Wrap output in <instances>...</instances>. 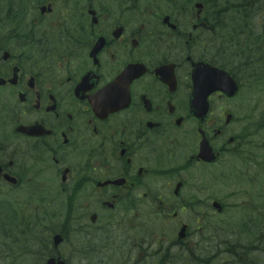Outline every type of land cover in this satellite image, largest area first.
I'll use <instances>...</instances> for the list:
<instances>
[{
	"label": "flooded vegetation",
	"instance_id": "flooded-vegetation-1",
	"mask_svg": "<svg viewBox=\"0 0 264 264\" xmlns=\"http://www.w3.org/2000/svg\"><path fill=\"white\" fill-rule=\"evenodd\" d=\"M263 10L0 0V264H264Z\"/></svg>",
	"mask_w": 264,
	"mask_h": 264
},
{
	"label": "trees",
	"instance_id": "trees-1",
	"mask_svg": "<svg viewBox=\"0 0 264 264\" xmlns=\"http://www.w3.org/2000/svg\"><path fill=\"white\" fill-rule=\"evenodd\" d=\"M255 236H256V234H255ZM230 237H232V242H241L242 240H244L242 235H241V233L240 232H236V231L232 232L230 234Z\"/></svg>",
	"mask_w": 264,
	"mask_h": 264
},
{
	"label": "rangeland",
	"instance_id": "rangeland-1",
	"mask_svg": "<svg viewBox=\"0 0 264 264\" xmlns=\"http://www.w3.org/2000/svg\"><path fill=\"white\" fill-rule=\"evenodd\" d=\"M252 12H253V10H252L251 8H247V13L250 14V13H252ZM182 220L185 221V222H188V223H192V219H188V218H186V217H184ZM172 224H175V222L173 221ZM170 227H172V225H170ZM172 230H173L172 228H169V229H168V233H170ZM209 234H210V233H209Z\"/></svg>",
	"mask_w": 264,
	"mask_h": 264
},
{
	"label": "bare ground",
	"instance_id": "bare-ground-1",
	"mask_svg": "<svg viewBox=\"0 0 264 264\" xmlns=\"http://www.w3.org/2000/svg\"><path fill=\"white\" fill-rule=\"evenodd\" d=\"M56 242V241H55Z\"/></svg>",
	"mask_w": 264,
	"mask_h": 264
}]
</instances>
